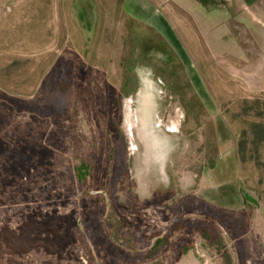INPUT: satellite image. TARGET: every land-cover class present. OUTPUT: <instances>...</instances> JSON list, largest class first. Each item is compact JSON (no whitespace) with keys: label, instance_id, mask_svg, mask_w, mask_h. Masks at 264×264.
Segmentation results:
<instances>
[{"label":"rangeland","instance_id":"374dc122","mask_svg":"<svg viewBox=\"0 0 264 264\" xmlns=\"http://www.w3.org/2000/svg\"><path fill=\"white\" fill-rule=\"evenodd\" d=\"M161 4L0 0V264H264V2Z\"/></svg>","mask_w":264,"mask_h":264},{"label":"crops","instance_id":"0c3cea01","mask_svg":"<svg viewBox=\"0 0 264 264\" xmlns=\"http://www.w3.org/2000/svg\"><path fill=\"white\" fill-rule=\"evenodd\" d=\"M149 1L152 4V5H150V8L155 9V10H159V11H163L165 13V15L169 14V11L171 10V8L161 4V2L166 1V0H149ZM172 1L180 3L181 5H184V7L190 6V0H172ZM235 1L238 2L243 8H246L248 10H250L251 8L257 7L258 5H260L264 2V0H235ZM218 118H220V117L217 116V119ZM225 126L227 127L226 124H225ZM227 129H228V127H227ZM238 164H239V160H238ZM239 172H240V168H239ZM238 184H239V179H238ZM239 191H240V185H239Z\"/></svg>","mask_w":264,"mask_h":264}]
</instances>
